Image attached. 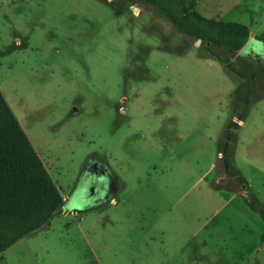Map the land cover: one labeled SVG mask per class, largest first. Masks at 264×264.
<instances>
[{
  "label": "rangeland",
  "instance_id": "1",
  "mask_svg": "<svg viewBox=\"0 0 264 264\" xmlns=\"http://www.w3.org/2000/svg\"><path fill=\"white\" fill-rule=\"evenodd\" d=\"M196 11L255 37L201 44L128 0H0V90L65 200L0 264H264V63L246 56L264 55V0ZM90 160L111 173L100 199Z\"/></svg>",
  "mask_w": 264,
  "mask_h": 264
},
{
  "label": "trees",
  "instance_id": "2",
  "mask_svg": "<svg viewBox=\"0 0 264 264\" xmlns=\"http://www.w3.org/2000/svg\"><path fill=\"white\" fill-rule=\"evenodd\" d=\"M156 9L176 31L193 41L218 48L239 51L250 38L249 27L232 21H219L200 15L197 0H128ZM252 87L248 86L243 103L249 104ZM240 119L244 114L239 115ZM234 128L238 126L233 124ZM227 131L220 148L223 171L235 177ZM264 219V208L250 200ZM64 207L54 181L38 157L17 118L0 90V255L20 239L40 230Z\"/></svg>",
  "mask_w": 264,
  "mask_h": 264
},
{
  "label": "flooded vegetation",
  "instance_id": "3",
  "mask_svg": "<svg viewBox=\"0 0 264 264\" xmlns=\"http://www.w3.org/2000/svg\"><path fill=\"white\" fill-rule=\"evenodd\" d=\"M248 47V46H247ZM244 50H245V47L243 49H241V53H244ZM247 57H252V58H256V62L257 63H261L263 64L264 63V59H263V54H260V53H254L253 51H251L250 53H247L246 54ZM85 177H89L90 175L94 174L96 175V180H95V183L93 185V187L91 188V195L94 197V198H99V194L101 193L102 194V190H103V185L99 183V178H101V176L103 175H110L111 176V173L109 172V170L103 165V163L101 162H98V161H94V160H90L88 161V163L85 165ZM113 181L111 182V185L109 187L108 190H106V195H105V198H106V201H108L110 198L113 197V195H115L116 191H117V180L116 178L112 177ZM99 190L97 192H95V190ZM99 196V197H98ZM100 199V198H99Z\"/></svg>",
  "mask_w": 264,
  "mask_h": 264
},
{
  "label": "crops",
  "instance_id": "4",
  "mask_svg": "<svg viewBox=\"0 0 264 264\" xmlns=\"http://www.w3.org/2000/svg\"><path fill=\"white\" fill-rule=\"evenodd\" d=\"M250 30V29H249ZM255 34H254V32L252 31V30H250V38L248 39V41H247V43L250 41V39L251 38H253V37H255L254 36ZM247 45H249V43L247 44ZM246 123H247V118L244 116V118L241 120V122H240V124H239V126L238 127H243L244 125H246ZM20 124V123H19ZM237 127V128H238ZM38 155V154H37ZM39 157V156H38ZM234 162V160H233V151H232V163ZM233 169L235 170V172H237V170L234 168V166H233ZM231 177V176H230ZM237 177H239V178H241V179H243L241 176H240V174H239V172H237ZM232 178H234L235 179V177H232ZM235 181H236V179H235ZM243 181H244V184H239L237 181V183L243 188L242 190H244V191H246L247 192V194L250 192L249 191V187H248V185H247V182H246V180H244L243 179ZM239 195H241V193L239 192V191H236ZM242 196V195H241Z\"/></svg>",
  "mask_w": 264,
  "mask_h": 264
},
{
  "label": "water",
  "instance_id": "5",
  "mask_svg": "<svg viewBox=\"0 0 264 264\" xmlns=\"http://www.w3.org/2000/svg\"><path fill=\"white\" fill-rule=\"evenodd\" d=\"M199 41V40H198ZM64 203H65V200H64Z\"/></svg>",
  "mask_w": 264,
  "mask_h": 264
}]
</instances>
